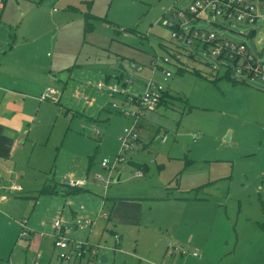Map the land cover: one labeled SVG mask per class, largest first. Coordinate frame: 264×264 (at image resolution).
Wrapping results in <instances>:
<instances>
[{
	"label": "rangeland",
	"instance_id": "1",
	"mask_svg": "<svg viewBox=\"0 0 264 264\" xmlns=\"http://www.w3.org/2000/svg\"><path fill=\"white\" fill-rule=\"evenodd\" d=\"M4 1L0 71L18 86L56 74L50 88L62 94L63 107L42 101L40 120L16 150L25 172L6 185L24 190L11 189L10 208H0V264H74L61 261L54 247L58 216L70 226L78 218L80 228L93 232L88 243L99 260L86 255L81 264H264V79L244 68L243 57H217L209 45L171 38L163 20H175L171 8L185 9L193 0ZM192 24L230 45L245 44L246 55L264 60V21L210 15L187 28ZM137 51L145 61L133 56ZM154 57H170L163 65L169 78L152 69ZM132 64L140 69L132 71ZM127 76L134 95L150 79L162 85L163 104L154 111L135 103L113 108L121 96L107 88L122 86ZM82 87L87 100L73 97ZM134 113L143 125L140 139L122 151L118 137L135 123ZM70 171L87 176L93 191L77 195L63 187L65 178L81 179L65 177ZM45 184H56V193L41 192ZM102 196L117 197L111 219L99 216L86 225L82 214L74 218L75 211L108 215ZM133 210L142 218L138 227L125 224ZM104 254L107 263L100 262Z\"/></svg>",
	"mask_w": 264,
	"mask_h": 264
},
{
	"label": "built area",
	"instance_id": "2",
	"mask_svg": "<svg viewBox=\"0 0 264 264\" xmlns=\"http://www.w3.org/2000/svg\"><path fill=\"white\" fill-rule=\"evenodd\" d=\"M171 13L175 20L164 19L162 25L171 30L172 39L186 41L188 43H201L204 46L209 45L212 48L211 54L217 57H225V55H228L230 59L243 57L245 62H247L244 68L249 70L254 76L264 79V60H256L254 56L246 55L245 53L248 51L245 44L236 43L230 45L227 41H220L215 34L201 28H196L193 24L192 27L187 28L190 23H194L198 19H205L206 16L210 15H223L225 20L246 22L247 24L264 21V0H193L185 9L173 6ZM177 59L180 60V56ZM170 61V57H154L151 61V67L153 70L161 68L165 73V77L169 78L172 72L163 68L162 64L170 63ZM131 68L133 70L140 69L135 64H132ZM133 83V76H127L123 79L122 86L107 88L112 96L116 94L121 96L119 100L112 103V107H126L135 103L140 109L151 111L157 109L164 93L163 86L153 81V79H150L144 82L140 93L134 95L130 92V85ZM98 87L102 89L104 85L99 84ZM41 99L56 101L60 99V92L56 89H50L41 95ZM132 116L135 117V123L131 127L124 128L118 137L121 142L122 151L134 149L140 139L141 122L139 113H134ZM120 156H118V160L123 159ZM101 164L103 167H107L109 161L103 159ZM62 183L71 188H83L88 184L85 178L76 180H67L65 178ZM110 183V181H107L103 186L104 194ZM12 190H21V187L15 186L12 187ZM92 222L90 219L85 220L86 225H90ZM25 224L24 227L27 228ZM53 229L54 247L59 250V258L61 260H81L86 255L88 257L93 256L99 260L98 250L92 247L88 241H79L76 243V241L68 236L69 229L62 218L58 217L53 221ZM23 234L26 235V231ZM115 236L118 238V235L115 234Z\"/></svg>",
	"mask_w": 264,
	"mask_h": 264
},
{
	"label": "crops",
	"instance_id": "3",
	"mask_svg": "<svg viewBox=\"0 0 264 264\" xmlns=\"http://www.w3.org/2000/svg\"><path fill=\"white\" fill-rule=\"evenodd\" d=\"M5 1H7V0H5ZM175 6H177V5H175ZM5 9H6L5 4L2 8L0 7V10H2V11H6ZM12 14H13V12L7 13V18L11 19ZM2 32H3V30H2ZM252 33H254V31ZM24 39H26L25 36L20 37L19 41L23 42ZM14 48H15V46H13L12 49H14ZM137 52H139V51H137ZM139 53H141V52H139ZM133 56L136 57L138 59V61H140V62H141V60L145 61V58L143 57L144 55H142V53H141V55L140 54H135V55L133 54ZM146 61H147V59H146ZM167 64H169V63H167ZM49 65L52 66L53 64L49 63ZM163 65H165V64H162V67H163ZM50 66H49V69H50ZM119 66H121L123 68V69L119 68V70L123 71V73L128 72L127 69L122 64H120ZM130 69H132L131 66H130ZM42 70H43V68L41 69V71ZM44 71H46V70H43L41 72V74L42 73L44 74ZM49 71L51 74L52 70H49ZM132 71H137V70L132 69ZM51 75H52L51 79H49L47 82L44 81V78L46 77V74H45V75H41L42 76L41 81H39V80L33 81L32 79H28V81L25 82V80H21L19 83V86H18L17 81L11 82V77H9L7 74L3 73V71H0V208H5V207L10 208V204L12 203V199H10V197H8L7 194H8V192L12 191L11 190L12 187L18 186V187H21L20 191L24 190L23 187L20 185H11L8 187L6 184L9 181H12L13 178L14 179H20L23 176V173L25 172V170L22 167H20V165L18 164V161L15 160V158H14L15 153H16V150L20 144L27 142V137H29L32 127L34 126L35 122H38L40 120V110H41L42 105H44L42 103V101H44V100L41 99V95L43 93H45L46 90L49 91L50 89H52V88H50L51 83H52V79L56 78V76H57L56 74H51ZM17 87H19V88H17ZM84 89H85V87L80 88L81 91L76 90L75 94H73V97H77V99H81V100H87V98L84 97V93H85V92H83ZM136 89L139 91L140 86L137 85ZM37 96H38L39 100L37 99ZM61 99H62V94L60 93V99L54 101V102H56V104H59L60 108L63 107V104L61 103ZM38 102H41V103H39V109L37 110L38 112L34 113V110H33L34 105L33 104H37ZM65 113H66L65 114L66 118H68V116L70 118L72 117L71 116L72 113L71 112L69 113V110L65 111ZM142 126L143 125H141V127ZM164 141H165V138H163V142ZM78 174L79 173H77L76 171H70L67 174H65V177H66V175L72 176V177H78L81 179H83V177H87V176H84V174L83 175H78ZM5 176H7L8 178L5 179ZM60 184L63 187L70 189V187L63 185L62 182ZM45 186H47L48 189L50 188L48 191H45L48 195L52 196L53 194L56 193V190H55V188L57 186L56 184L55 185L45 184L42 187L41 192H44L43 189L45 188ZM93 186H95V185H92L88 182V184L86 186H84L83 188H81L80 191H78L74 194H77L81 191L91 192L95 188ZM69 192L73 193L71 190H69ZM60 195L65 196L66 194L64 192H62V193H60ZM106 199L107 200L114 199V203L112 204V207H110L112 201L106 202ZM106 199L104 196H102V198L100 200L103 201V206L107 210H109L108 215H107V213L105 215H104V213L102 214L101 211L99 213H97V215H95V216L93 215V212L91 210L84 211L83 213H78L75 211L73 214L74 218L76 216H78V214H82L79 216V218H85V219H95L96 218L97 219L99 216H102L104 218L109 217L111 219V215H112L111 211L116 206L117 197H106ZM120 199H122V197ZM38 203L40 204V201L38 198H36L35 205H37ZM140 205L142 206V203H140ZM61 214H62V212H61ZM129 216H130V220L125 222V224H127L128 226L138 227V223L142 219V218L141 219L139 218L138 212L133 210ZM58 217L61 218V216H58ZM77 219L75 221L76 224H72L71 226L67 221L64 220L68 229H69L68 236L74 241H76V240L91 241V235L93 232H91V230L89 228H83V226H81V228H80V222H79L80 220H77ZM29 221H30V218L27 220L26 225H28ZM114 222H116V221H114ZM125 224H123V225L125 227H128ZM41 225L45 226L46 223L42 222ZM52 225H53V223H52ZM52 228H53V226H52ZM53 231H54V229H53ZM190 241L191 242L197 241V238L195 236H193V237H191ZM169 245H170V243H169ZM61 261H63V260H61ZM75 261H72V263H74V264L77 263V261L76 262ZM81 263H82V261L80 260L79 264H81Z\"/></svg>",
	"mask_w": 264,
	"mask_h": 264
},
{
	"label": "trees",
	"instance_id": "4",
	"mask_svg": "<svg viewBox=\"0 0 264 264\" xmlns=\"http://www.w3.org/2000/svg\"><path fill=\"white\" fill-rule=\"evenodd\" d=\"M194 25V24H193ZM93 30V24L89 21V20H87V22H86V26H85V31L86 32H90V31H92ZM165 92L163 93V96H162V99H161V102H160V104L159 105H161V104H163V102H164V100H165ZM140 126H141V123H140ZM50 189V188H49ZM48 189V187L47 186H45V188L43 189V191L45 192V191H48L49 190ZM70 190L73 192V193H76V192H78V191H80L81 190V188H71L70 187ZM106 199V198H105ZM109 201H112V203H111V206L110 207H112V204L114 203V199H112V200H107L106 199V202H109ZM89 258V257H88ZM84 259V258H83ZM83 259H81V261H83Z\"/></svg>",
	"mask_w": 264,
	"mask_h": 264
},
{
	"label": "water",
	"instance_id": "5",
	"mask_svg": "<svg viewBox=\"0 0 264 264\" xmlns=\"http://www.w3.org/2000/svg\"><path fill=\"white\" fill-rule=\"evenodd\" d=\"M120 69H123L121 66H119ZM120 178V176L118 175L116 181H118ZM100 262L101 263H107L108 262V255L107 254H104L100 257Z\"/></svg>",
	"mask_w": 264,
	"mask_h": 264
}]
</instances>
